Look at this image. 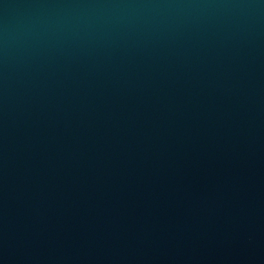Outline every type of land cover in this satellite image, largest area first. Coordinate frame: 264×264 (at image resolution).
I'll return each instance as SVG.
<instances>
[{"label": "water", "instance_id": "obj_1", "mask_svg": "<svg viewBox=\"0 0 264 264\" xmlns=\"http://www.w3.org/2000/svg\"><path fill=\"white\" fill-rule=\"evenodd\" d=\"M0 264H264V0H0Z\"/></svg>", "mask_w": 264, "mask_h": 264}]
</instances>
